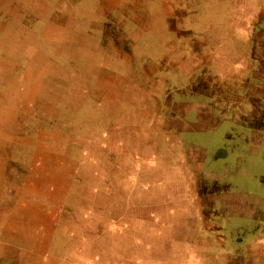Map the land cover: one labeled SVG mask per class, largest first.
<instances>
[{
    "label": "rangeland",
    "instance_id": "374dc122",
    "mask_svg": "<svg viewBox=\"0 0 264 264\" xmlns=\"http://www.w3.org/2000/svg\"><path fill=\"white\" fill-rule=\"evenodd\" d=\"M255 51L264 0H0V264H264V145L201 121Z\"/></svg>",
    "mask_w": 264,
    "mask_h": 264
},
{
    "label": "crops",
    "instance_id": "0c3cea01",
    "mask_svg": "<svg viewBox=\"0 0 264 264\" xmlns=\"http://www.w3.org/2000/svg\"><path fill=\"white\" fill-rule=\"evenodd\" d=\"M250 60L252 63L245 66L250 75L242 85H239V90H237L244 94H235L227 98L228 100H220L217 97L215 100L201 101V107L206 113L201 121L215 116L218 125L222 122L233 124L241 129L240 135L244 137L245 142H249L252 147H262L264 145V61L258 57L257 51L251 52ZM240 70L242 72V69ZM235 77L232 76L231 79ZM233 91L237 92L234 89ZM225 138L229 140L231 135L227 134ZM251 151L252 149H250ZM187 171L192 180H199L200 187H202V181L196 175L197 172L193 166H188Z\"/></svg>",
    "mask_w": 264,
    "mask_h": 264
}]
</instances>
